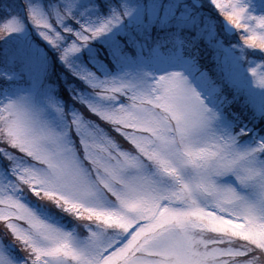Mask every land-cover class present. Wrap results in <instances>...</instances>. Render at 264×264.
<instances>
[{
    "label": "snow or ice",
    "instance_id": "6c2138e0",
    "mask_svg": "<svg viewBox=\"0 0 264 264\" xmlns=\"http://www.w3.org/2000/svg\"><path fill=\"white\" fill-rule=\"evenodd\" d=\"M0 264H264V0H0Z\"/></svg>",
    "mask_w": 264,
    "mask_h": 264
}]
</instances>
